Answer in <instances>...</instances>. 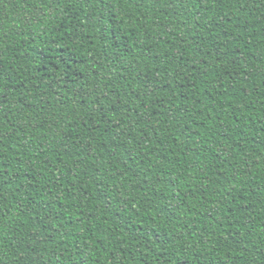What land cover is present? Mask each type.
Here are the masks:
<instances>
[{
    "label": "trees",
    "instance_id": "16d2710c",
    "mask_svg": "<svg viewBox=\"0 0 264 264\" xmlns=\"http://www.w3.org/2000/svg\"><path fill=\"white\" fill-rule=\"evenodd\" d=\"M0 264H264V0H0Z\"/></svg>",
    "mask_w": 264,
    "mask_h": 264
}]
</instances>
